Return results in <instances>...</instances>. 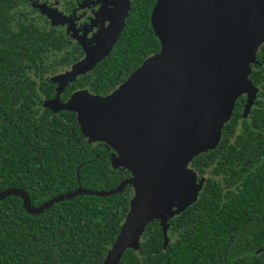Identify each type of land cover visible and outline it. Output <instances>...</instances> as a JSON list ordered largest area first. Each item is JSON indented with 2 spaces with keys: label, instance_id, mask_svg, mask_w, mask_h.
<instances>
[{
  "label": "trees",
  "instance_id": "obj_1",
  "mask_svg": "<svg viewBox=\"0 0 264 264\" xmlns=\"http://www.w3.org/2000/svg\"><path fill=\"white\" fill-rule=\"evenodd\" d=\"M156 1L131 0L109 54L68 84L61 102L83 89L110 94L160 52L150 22ZM40 19L30 1L0 0V193L20 189L34 208L79 188L108 192L131 177L114 167L110 147L86 137L75 113L44 106L56 96L51 78L81 55ZM256 61L249 79L259 92L248 117L241 96L217 147L189 165L205 179L196 201L168 217L165 234L160 219L149 222L119 264H264V44ZM133 194L127 186L110 197L79 195L39 215L18 197L0 201V264H103Z\"/></svg>",
  "mask_w": 264,
  "mask_h": 264
},
{
  "label": "water",
  "instance_id": "obj_2",
  "mask_svg": "<svg viewBox=\"0 0 264 264\" xmlns=\"http://www.w3.org/2000/svg\"><path fill=\"white\" fill-rule=\"evenodd\" d=\"M127 14L116 16L95 46L84 47L83 59L51 78L56 96L44 106L75 113L86 137L110 147L114 167L131 177L114 190L79 188L38 208L20 189L0 193V201L18 197L28 214L39 215L79 195L110 197L131 186L130 212L103 264H119L127 248L136 249L152 220H161L165 234L168 217L196 201L205 179L189 165L217 147L241 96L242 118L248 117L259 92L249 76L264 44V0H157L150 22L160 52L110 94L83 89L61 102L68 84L109 54Z\"/></svg>",
  "mask_w": 264,
  "mask_h": 264
},
{
  "label": "flooded vegetation",
  "instance_id": "obj_3",
  "mask_svg": "<svg viewBox=\"0 0 264 264\" xmlns=\"http://www.w3.org/2000/svg\"><path fill=\"white\" fill-rule=\"evenodd\" d=\"M27 1H30L31 6L41 18L40 20L47 21L46 17L41 13L42 7H39V9L38 7H35V4L41 6L45 5V7L51 13L55 14L57 18L67 21V24H71V27H67V24L64 26L61 24L55 25L50 24V22L47 21L48 27L51 29H57L62 33L65 45L70 50L74 49L76 51L75 55H81L78 61L84 57V47L95 46L97 36L103 29L111 25L116 18V13L119 12L120 9V2L118 3V0ZM67 70L65 69V71ZM65 71L63 70L61 72Z\"/></svg>",
  "mask_w": 264,
  "mask_h": 264
},
{
  "label": "rangeland",
  "instance_id": "obj_4",
  "mask_svg": "<svg viewBox=\"0 0 264 264\" xmlns=\"http://www.w3.org/2000/svg\"><path fill=\"white\" fill-rule=\"evenodd\" d=\"M120 2V9H119V12L116 13V16H118L119 14H124L125 12H128V8H129V5H130V0H118V3ZM35 7H42V15H44L47 19V21L50 22V24H55V25H62L64 26L65 24H67V21L65 20H61L60 18H57L55 14L51 13L46 7L45 5L44 6H41V5H37L35 4ZM36 8V9H38ZM40 9V8H39ZM38 9V10H39ZM112 24V23H111ZM67 27H71V24L68 23L67 24ZM111 29V25H109L108 27H106L105 29H103L100 33L104 34L105 32H107L108 30ZM50 103H47V106H49Z\"/></svg>",
  "mask_w": 264,
  "mask_h": 264
}]
</instances>
